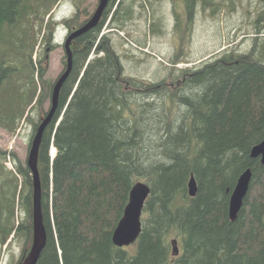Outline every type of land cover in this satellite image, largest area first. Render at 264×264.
Masks as SVG:
<instances>
[{
    "label": "trees",
    "instance_id": "16d2710c",
    "mask_svg": "<svg viewBox=\"0 0 264 264\" xmlns=\"http://www.w3.org/2000/svg\"><path fill=\"white\" fill-rule=\"evenodd\" d=\"M59 1L0 0V124L11 131L39 106L36 134L50 109L55 82L45 79L47 67L40 60L37 68L33 56L36 24L49 42L56 22L45 17ZM199 2L212 12L221 5L183 0L179 13L176 3L181 38L192 30ZM114 3L73 41V68L44 132L39 171L47 242L38 264H264V164L251 156L264 139V38L247 52L225 50L200 66L145 81L125 74L112 38L102 33L109 17L122 26L132 17L125 0L113 10ZM81 14L77 3L75 14L63 19L67 36L92 16L80 20ZM6 155L0 148V158ZM247 168L250 188L232 220L230 196ZM192 175L195 196L188 191ZM140 180L151 194L131 251L116 246L113 234ZM33 195L28 164L14 172L0 161V243L25 235L23 259L33 241ZM19 206L27 218L17 224ZM172 237L182 247L179 255Z\"/></svg>",
    "mask_w": 264,
    "mask_h": 264
},
{
    "label": "rangeland",
    "instance_id": "374dc122",
    "mask_svg": "<svg viewBox=\"0 0 264 264\" xmlns=\"http://www.w3.org/2000/svg\"><path fill=\"white\" fill-rule=\"evenodd\" d=\"M216 1L221 5L213 12L212 9L203 10L202 3L199 2L192 30L183 38L177 31V13L174 9L177 3V12L184 11L183 0H135L134 4L133 0H125V5L133 7L130 13L132 17H128L123 26L117 21L112 24L109 17L102 32L112 38L127 76L157 82L167 78L171 73L170 69L178 74L176 69L200 66L204 60L225 50L247 52L255 42L264 38V21H258L264 13V0ZM118 2L120 1L115 0L113 10ZM77 3L82 8L80 20H85L94 13L99 0H60L52 9L51 15L45 17L46 20L50 18L56 22L49 42L43 38L45 29L40 30V22L36 24L38 44L33 60L37 68L40 60H43L47 67L45 79L52 83L62 74L67 61L64 44L68 30L62 21L75 14ZM57 21L62 23L58 28ZM184 28L183 26L182 30ZM131 41L137 47L131 44ZM182 48L184 50L181 52ZM174 61L175 64L172 63ZM49 105L50 100L45 103L44 108L48 109ZM41 117L42 108L35 106L19 121L16 131L0 124V148L7 153L6 158H0V161L7 170L16 172V166L27 165L35 136L34 123ZM8 155L12 167L7 164ZM18 178L22 182L23 177L18 175ZM26 218L23 207H17L16 223L19 224ZM13 236L14 234L10 236L5 245L0 243V264H22L24 261L23 250L27 244L25 235L16 238ZM178 244L182 251L179 242ZM127 248L134 251L136 245L131 244Z\"/></svg>",
    "mask_w": 264,
    "mask_h": 264
},
{
    "label": "water",
    "instance_id": "95a60500",
    "mask_svg": "<svg viewBox=\"0 0 264 264\" xmlns=\"http://www.w3.org/2000/svg\"><path fill=\"white\" fill-rule=\"evenodd\" d=\"M110 2L111 0H99V4L92 16L79 28L72 31L65 40L64 45L67 54V66L54 83L50 109L36 131L27 160L28 167L30 168L33 175L34 186L33 241L31 249L22 264H38L42 251L47 242V230L44 222V212L42 205V182L39 171L40 148L44 132L51 123L58 109L61 89L64 83L67 81L73 68V51L71 48L72 43L77 37L95 28L100 23ZM54 148L55 152L52 154V157H54L56 154V147L54 146ZM251 156L253 158H260L261 162L264 164V139L252 148ZM252 174L253 172L251 168H247L239 176L238 181L231 193L229 214L232 220L237 218L238 213L243 206L244 200L250 188ZM197 189V181L194 175H192L188 184L189 194L191 196H195ZM150 194L151 186L146 181H137L133 186L130 192L129 202L124 211V215L118 223L113 234V241L116 246L121 248L127 247L131 244H134L140 237L143 226V211ZM172 249L173 255L180 254V248L176 238L172 239Z\"/></svg>",
    "mask_w": 264,
    "mask_h": 264
},
{
    "label": "built area",
    "instance_id": "2783aa9c",
    "mask_svg": "<svg viewBox=\"0 0 264 264\" xmlns=\"http://www.w3.org/2000/svg\"><path fill=\"white\" fill-rule=\"evenodd\" d=\"M124 34V33H123ZM131 44H133L135 47H137V45L135 43H133L131 41ZM148 49H145V51H147ZM149 51V50H148ZM9 163V164H8ZM8 165L12 166L11 163H10V156H9V161L7 162Z\"/></svg>",
    "mask_w": 264,
    "mask_h": 264
},
{
    "label": "bare ground",
    "instance_id": "6f19581e",
    "mask_svg": "<svg viewBox=\"0 0 264 264\" xmlns=\"http://www.w3.org/2000/svg\"><path fill=\"white\" fill-rule=\"evenodd\" d=\"M119 1H121V0H119ZM119 3V2H118ZM133 42V41H132ZM134 43V42H133ZM158 58H160L159 56H157ZM55 152V148L53 147L52 148V153H54Z\"/></svg>",
    "mask_w": 264,
    "mask_h": 264
}]
</instances>
